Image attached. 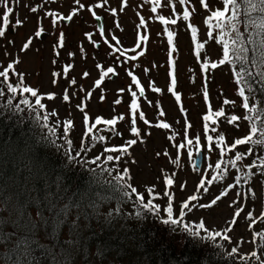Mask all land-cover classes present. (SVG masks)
<instances>
[{
    "label": "rangeland",
    "instance_id": "obj_1",
    "mask_svg": "<svg viewBox=\"0 0 264 264\" xmlns=\"http://www.w3.org/2000/svg\"><path fill=\"white\" fill-rule=\"evenodd\" d=\"M168 1L164 0L157 8V12L153 13L151 9L154 5L150 0H127L126 6L122 0H108L102 8L95 7L102 0H81L85 8L79 9L72 20L67 24L64 22L67 19L57 20V23L53 25L54 17L47 13L54 12L66 17L78 8L75 0H19V3L16 0H9V6L13 8V15L10 16V26L6 35L0 38V71L9 63L18 61L14 65L16 73L23 74L24 83L37 89L38 95L44 97L41 102L45 108L41 110L37 107L36 110L44 115L47 114L48 118L59 128L63 127L64 129L65 121H73V127L67 135L74 146V154L78 151L79 155L77 159H71V154H69L70 164L76 165V160L79 163L84 159L89 161L98 155L103 160L108 155L119 156V160L109 161L105 164L111 163L112 170L118 166L120 171H114L115 174H121L122 169H126L127 184L143 194L146 201L150 197L147 189L154 188V194L157 197L154 204L160 205V213L163 218L166 217L165 209L168 203V197L164 195L165 191L173 196V214L176 217L181 204L189 196L195 194L199 197L197 201L192 202L193 204H208L224 192L228 185L234 184L235 178L247 172L248 166L252 165L246 161L249 156L250 159L255 157L256 165H260L261 159H264V146L238 145L236 150L226 151L225 155L232 157L236 151L245 153L250 146L253 147L254 153L246 156L237 168H231L229 165L224 179L206 185L209 189L208 192H204L202 189L197 192V186L202 178L211 179V176L216 174L214 168L209 169V165H215L221 160L220 148L216 146L218 132L224 134L225 143L231 145L235 139L244 137L250 131L252 121L245 120L243 117L245 115L255 116L256 113H248L243 108V101L239 97L238 89L234 85L230 73L221 64H218L212 71L203 69L205 62L217 63L223 52L220 56V48L217 45H222L219 29H212L213 36L209 39L210 43L204 44L209 37L210 29L201 19L207 15L209 10H201L200 0H188L194 8L193 14L195 15V18L190 19L188 23L197 29V38H193L192 32L183 30L187 27L185 24L182 26L178 24L175 29L171 28V31L174 32L173 44L176 46V51L171 53V60L175 61L176 91L180 95V100H176L169 91L172 71L169 54L172 46L168 42L165 29L169 28L170 31L171 25L162 24L157 19L159 15L171 19L165 8L168 6ZM207 2L212 10L221 6L218 1L207 0ZM32 7H37V11L32 12L30 10ZM90 8L103 18V36L97 29L95 17L89 11ZM111 9H116L115 15L112 14ZM4 11L5 8L0 3V15ZM141 17L145 20L144 26H140ZM16 19H20L23 23L12 27L11 25L15 24ZM0 24H2V20H0ZM40 29H43L41 33L44 35L43 39L40 38L41 35L35 36V32ZM60 33L64 34L63 47L58 46ZM89 34L92 37L91 40ZM140 35H146L148 38L142 44L145 54L138 56L135 61H130L127 57L135 53L128 51L117 61L119 53H116L114 48L133 49L139 42ZM113 36L120 41L119 45H116V41L112 40ZM231 36L232 33L229 32L224 39H229ZM30 37L32 44L29 49L21 51L23 44ZM105 40L108 43H105ZM193 43L204 44L199 56L196 54V47ZM98 64L102 65L104 70L113 67L115 74L110 73L104 78L101 85L96 87L95 81L100 79L101 74V69L97 68ZM65 66H69L67 73H64ZM128 71L136 75L141 81V86L145 88L144 96L139 97L138 101L140 108L137 111L136 127L140 130L139 136L131 132L132 117L129 106L132 97L128 88L131 85L132 90L137 91L138 96L139 91L127 74ZM85 72L89 73L87 77L84 76ZM54 73L58 75L54 76ZM114 75L116 78L112 80ZM73 79L76 81L75 84L71 83ZM18 80V75L10 73L9 82L15 85ZM153 87L159 88L161 91L154 92L152 91ZM120 89H124V91L121 92ZM0 90L4 92V95L0 96V104L5 109H17L15 105L24 98L34 104L35 98L30 94H23V96L15 94L13 97V94L8 92L6 84L3 83L2 77H0ZM65 90L70 97L68 101L63 99ZM205 91L208 93L207 97ZM89 92H91V96H88ZM50 93L55 94V98L52 100L46 98V94ZM10 98L12 105L7 104ZM117 99L121 101L119 104L115 103ZM224 100L234 103L224 104ZM253 102L259 107V104L251 99V103ZM20 105L27 113L33 111L23 104ZM77 105H82L84 111L82 112ZM209 108L213 112L223 109L226 116L220 118L213 116L216 123L212 126L209 125L206 132V122L203 117L208 114ZM161 111L165 115L161 116ZM53 112L56 115H51ZM85 112L89 116V126L95 122L97 117L112 119L123 115L125 119L117 121L115 125L117 129L107 128L109 126L103 123L97 124L92 133L85 137ZM139 112L144 113L149 124H145L139 119ZM231 115H237L241 119L234 123H228L227 117ZM161 122L168 123L170 127L165 129L155 126ZM207 123L212 124L211 120ZM212 128H215L216 131L213 132ZM209 135L213 137L211 150H209L206 139V136ZM93 136L97 137L96 141L104 142L107 148H122L127 141L132 139H136L137 143L128 147L127 153L102 152L103 146L97 147L95 152L91 144ZM100 136H103L104 140H99ZM197 136L200 137L199 152H202V165L198 170L193 169L197 148L195 146L183 149L176 147L180 143H186V137L192 139L195 144ZM189 151L192 152L191 157L188 154ZM80 157L83 158L80 159ZM83 165L93 168L94 173L99 171L90 164ZM252 171L255 175L247 183L242 180L239 185L230 189L226 196L218 200L216 205L210 208L197 206L191 211L185 210L187 214L184 220L194 227L202 219L206 228L221 231L223 235L237 206L243 207L244 213L237 218L238 222L232 226L234 230L228 233L230 240L225 241L218 237L215 241L206 239L203 244L220 247L227 254L233 247H236L238 252L232 256H236L237 260H241V256H246L250 263L261 264V261L251 257L250 253L255 251L264 260V251H262L264 238L258 235L264 234V221L260 219L261 213H264V182L259 180V171L256 168ZM166 177L173 179L174 183L171 186L166 185ZM249 188L252 189L254 195H249ZM238 193L240 195H237ZM133 200L134 205L128 206V210L136 211L139 203L135 194H133ZM249 211L256 218V223L251 227H249L251 221L247 218ZM100 214H105V212L101 211ZM70 215L74 216L75 214L70 213ZM172 233L175 235L174 231ZM205 235L206 233L201 231V237ZM210 241L212 243H209ZM3 247V242H0V249ZM73 263L79 264V261ZM0 264L9 263L5 258L0 257Z\"/></svg>",
    "mask_w": 264,
    "mask_h": 264
},
{
    "label": "trees",
    "instance_id": "obj_2",
    "mask_svg": "<svg viewBox=\"0 0 264 264\" xmlns=\"http://www.w3.org/2000/svg\"><path fill=\"white\" fill-rule=\"evenodd\" d=\"M176 3L181 5L179 0ZM239 29L249 49L246 67L253 73L247 77L251 93L237 82V73L244 70L241 61L221 65L229 71L238 92L244 86L250 104L256 106L251 99L258 103L256 107L264 115V79L257 75L264 65L253 63L256 45L247 42L254 30L245 27L243 17ZM222 52L220 45V56ZM43 116L38 110L27 113L0 104V242L4 244L0 257L9 264H252L220 247L203 244L206 239L191 237L180 227L174 235L172 226L162 223L166 217L147 211L138 200V209L128 210L134 200L133 194L123 195L130 192L123 188L126 172L122 169L115 174L120 168L112 170L111 163H102V158L96 164L90 163L94 158L70 164L69 154L77 159L78 151L74 154L73 144H67L69 137L63 127L49 118L44 121ZM91 140L95 152L100 146L105 152L104 142ZM232 157L225 155L221 160ZM246 161L253 165L255 157ZM85 163L99 171L94 173ZM254 168L264 182L260 165ZM118 175L124 179L118 180Z\"/></svg>",
    "mask_w": 264,
    "mask_h": 264
},
{
    "label": "snow or ice",
    "instance_id": "obj_3",
    "mask_svg": "<svg viewBox=\"0 0 264 264\" xmlns=\"http://www.w3.org/2000/svg\"><path fill=\"white\" fill-rule=\"evenodd\" d=\"M16 2L19 3V0H16ZM107 2H108V0H102V2L97 3L95 5V7L102 8V7H104L105 4H107ZM122 2L126 6L127 0H122ZM150 2L154 5L152 7L151 11L153 13L157 12V8L161 6V0H150ZM187 2H188V0H179V3L181 5H184ZM221 2L223 4L222 9L216 8L215 10H212V9H210L209 3L207 2V0H200L201 5L205 9H208L210 11V15L206 18V21H205V23L209 26V29H210L208 34H209V37H212L213 36L212 29H219L220 30V40L222 42L223 59H221L219 61V64H224L225 62L234 63L235 61H241L242 65L244 66V70L242 72L237 73V82L242 83L243 85L247 86L249 93H251L252 86L249 83L247 77H251L253 75V73L251 71L247 70V67H246V62L248 61L247 53H248L249 49L244 46L245 38L239 29V25L242 22V17H243V23H244L245 27L251 28L254 30L255 35L254 36L249 35L247 42L249 44H255L256 45V48H254L252 50L254 53L253 63L256 64L258 62V65H264V0H221ZM0 3H2L4 8H5V11L2 13V15H0V20H2V24H0V38H2L6 35V31L8 30V28L10 26V16L13 15V8L11 6H9V0H0ZM75 3L77 4L78 8L74 9L66 17L57 15L54 12H48L47 15L54 17V19L52 21L53 25H55L57 23V20H65V19H67L69 21L72 20L73 17L75 15H77V12L79 9L85 8V5L81 2V0H75ZM30 10L32 12H36L37 7H32ZM89 11L92 12V15L95 17V19L97 21H99L101 19V17L99 15H97L96 12L93 11L91 8L89 9ZM111 12L113 15H115L116 9H111ZM173 12L175 13L174 5H173ZM190 15H191L190 11L188 10L187 7H185L183 10V14H182L183 20H185V21L189 20ZM157 19H159V21L165 25H169V24L174 25L177 23V19H175V18L168 19L164 15H159L157 17ZM22 23H23V21H21L20 19H16L15 24L11 25V26L16 27L18 25H21ZM144 25H145V20L143 17H141L140 18V26H144ZM189 27L191 28L193 38L195 39L197 29L195 27H193L192 25H189ZM165 30L167 31L168 42L172 46L171 52L169 54L170 55V63L172 65V71L170 73L171 81H170L169 91L175 96L176 100L179 101L180 95L176 91V88H177L176 65H175V61L171 60V53L176 51V46L173 44L174 32L168 31L167 29H165ZM42 31H43V29L36 31L35 36L39 37L41 35ZM229 32L233 33L234 37H229V39H224V37L227 36L229 34ZM100 34L102 36L104 35L103 26L100 27ZM255 37H259V39L257 40V39H255ZM89 39L90 40L92 39L90 34H89ZM147 39L148 38L146 35H140L139 36V42L136 44L135 48H133V49H122L120 47H115L114 51L116 53H119V55L117 56V61H119L120 57L125 56L128 51H132L133 53H135V54L127 57V59L130 61H135L138 58V56H143L145 53L142 49V44ZM112 40L116 41V45L120 44V41L115 36L112 37ZM105 43H108V41L105 40ZM31 44H32V38L30 37L23 44L21 51H26L27 49H29ZM63 45H64V34L60 33L58 46L63 47ZM203 47H204L203 43H197L196 44V54L198 56L200 55V50ZM137 49H141V50L139 52H137L136 51ZM15 63H18V61H13V62L9 63L7 65V67H5L2 71H0V77L3 78V83L6 84L8 92L13 94V97L15 96V94H20L21 96H23V94H30L31 97L35 98L34 104L32 102H30L29 99L24 98V99H21L20 102L15 105V107L19 111H23V109L20 108V104L27 106L29 109H31L33 111H35L37 107L41 110L44 109L45 105L41 102L44 97L42 95H38L37 89H34L30 86H27L24 83L23 74H17L15 71V67H14ZM217 66H218L217 63L209 64V63L205 62L203 64V69L205 71H207L209 69V67L216 68ZM97 68L101 69L100 79L95 81L96 87H99L105 77H107L110 73L115 74V69L113 67H108L106 70H104L103 66L99 65V64L97 65ZM68 70H69V66H65L64 73H67ZM10 73H13V74H16L19 76V80L15 85L13 83L9 82ZM127 74L131 77L133 84L136 86V88L139 91V96H138L137 91H133L131 85L128 88V91L131 93V97H132V101H131V104L129 106L131 117H132V119H131V123H132L131 132L134 135L139 136L140 130L136 127L137 111L140 108V104L138 101H139V97L144 96L145 88L143 86H141L140 79H138L137 76L134 75L131 71H128ZM53 75L55 76L58 74L54 73ZM88 75H89V73H87V72L84 73L85 77H87ZM257 75H259L262 79H264V71L257 73ZM53 82L55 83V81H53ZM71 83L75 84L76 83L75 79H73L71 81ZM120 91L123 92L124 89H120ZM152 91L160 92L161 89L153 87ZM3 95H4L3 90H0V96H3ZM207 95H208V93H207V91H205V96L207 97ZM239 95L243 98V104H242L243 108L245 110H247V112H249V113H256V115L255 116L245 115L243 117V119H245V120H251L252 121L251 126H250V131L244 137L235 139L231 145H228L225 143V135L224 134H218L216 146L220 148V155L222 158L225 156L226 151L231 152V151L235 150L238 145L264 146V115H261V109L256 108L250 104V96L245 94V87L244 86H242L239 89ZM88 96H91V92L88 93ZM46 98L48 100H52L55 98V94L54 93L46 94ZM69 98H70L69 94H68L67 90H65V93L63 95V99L65 101H68ZM101 99H103V97H101ZM120 102L121 101L119 99H117L115 101L116 104H119ZM223 103L229 104V103H234V102L224 100ZM7 104L12 105V99L11 98L7 101ZM77 107L82 112L84 111V107L82 105H77ZM51 115H56V113L53 112V113H51ZM160 115L163 116V115H165V113L163 111H161ZM213 116H215L216 118L225 117L226 113L224 112L223 109L213 112L211 110V108H209L208 114L203 117L204 121L206 122L205 123V131L206 132L208 131V128H209V125L207 123L208 121L211 120L213 124L216 123V120L213 119ZM36 118H37V120L41 119L40 114L38 112H37ZM42 119L44 121H47L48 115L45 114L42 117ZM124 119H125V117L123 115H120L119 117H114L112 119H103L101 117H97L95 119V122L89 126V116L85 112V114H84V122L86 125L85 137H87L89 133H92L93 128H95V126L97 124L103 123L105 125L115 126L117 124L118 120H124ZM139 119L142 120L145 124H149V121L147 119H145L143 112H139ZM240 119H241V117H239L237 115H231L230 117H227L228 123H234ZM256 121H259V123H257ZM63 126H64L65 135H67V133L73 127V121L67 120L64 122ZM155 126L159 127V128H165V129L170 127V125L166 122L158 123ZM188 127H190V125H188ZM211 130L213 132L216 131L215 128H212ZM171 138L174 139V137H171ZM92 139L96 140L97 137L93 136ZM98 139L102 141V140H104V137L100 136V137H98ZM206 139H207L208 144H209V150H211V144L213 141V137L209 135V136H206ZM136 143H137V140L132 139V140L127 141L126 145L123 146L122 148H119V149L115 148V147L106 148L105 152L127 153L128 147H130L131 145H134ZM67 144L69 145V147H71L72 141L67 140ZM199 145H200V137L197 136L195 138V144H194L192 139H188L186 137V143H180V144L176 145V147L178 149H183V148L188 147V146H195L197 148V153L199 154ZM253 153H254V149H253V147L250 146V147H248L247 152H245V153H240L239 151H236L234 158L230 159L227 162H225L223 159L218 161L214 165V170H215L216 174L212 175L211 179L202 178L200 180L199 185L197 186V192H199L201 189L204 192H208L209 189L206 185H211L215 181H219V180L224 179L225 175L228 172V166L229 165L231 168H237L238 162H241L246 156L252 155ZM188 154L190 157L192 156L191 151H189ZM77 155H79V153H77ZM72 158L75 159V157H72ZM119 159H120L119 156L108 155L104 158L103 161H101V156L98 155L93 160H91L90 163L96 164L97 161H101L102 163H107L109 161L119 160ZM85 162L88 163L89 161H85ZM222 165H224V166L222 167ZM193 166L194 167L196 166L195 163L193 164ZM255 166H256L255 162L253 163V165L248 166L247 172H244L243 175H241V176H237L235 178L234 184L228 185L227 189H225L224 192H222L220 195L216 196L208 204H199V205L193 204L192 202L197 201L199 199V197L195 194L189 196L188 199L181 204L180 209H179V214L176 217H174V214H173V203H172L173 196L171 193L165 191L164 195L168 197V203H167V206L165 209L166 218H164L162 220V223L165 225L172 226L173 231H175V229L177 227H180L184 233H187L189 236L194 237V238H202V239H208L211 241H215L218 237H220L225 241L230 240V236L228 235V233H231L234 230L232 226L238 222L237 218H239L241 216V214L244 213L245 209L243 207L237 206L230 224L224 229L223 235H222L221 231L209 230L208 228H206L205 222L202 219L200 220L199 223L195 224L194 227L192 225H190L189 223H186L184 221V217L187 214L185 210L191 211L192 208L197 207V206L200 208H210L213 205H216L218 200H220L223 196H226L228 194V191L230 189L234 188L235 186L239 185L242 180L245 183H247L252 178V176L255 175V173L252 171V169ZM212 167H213L212 165H209V168H212ZM260 167L262 169V174H264V159H261ZM105 170L107 171V169H105ZM238 170H240V169H238ZM124 171L126 172L127 170L125 169ZM117 179L123 180L124 177L122 175H118ZM165 182H166V185H168V186H171L174 183V181L171 177H166ZM123 187L130 189V192L124 191L123 195L130 196L132 194H135L137 200L140 201V203L144 209H146L147 211L152 212L156 215H159L160 205L153 203V200L157 198L156 195L154 194V188L149 187L147 189L148 194L151 197V199H148L147 202H145L144 195L139 193L136 188L132 187L130 184H125ZM181 187H183V185H181ZM237 195H240V194L238 193ZM249 195L250 196L254 195V193H252L251 188H249ZM234 203H235V201H234ZM247 218L251 221V223L249 224V227H251L253 224L256 223V218L253 217V213L251 211L247 212ZM260 219L264 220V213H261ZM201 231L206 233V235L204 237H201ZM258 235H261L262 238H264V234H258ZM262 251H264V248H262ZM237 252H238V248L233 247L231 249V252L229 253V255H232V254L237 253ZM250 256L256 258L257 260H260L261 264H264V260H262L261 257L258 256L255 251L251 252ZM240 259L246 261L248 259V257L241 256Z\"/></svg>",
    "mask_w": 264,
    "mask_h": 264
},
{
    "label": "water",
    "instance_id": "obj_4",
    "mask_svg": "<svg viewBox=\"0 0 264 264\" xmlns=\"http://www.w3.org/2000/svg\"><path fill=\"white\" fill-rule=\"evenodd\" d=\"M97 21V20H96ZM101 22H102V19H100L99 21H97V25H98V28H99V30H100V27L102 26L101 25ZM66 23V22H65ZM44 35H41V39H43L44 37H43ZM201 162H202V153L201 152H199V154L197 153V155H196V160H195V167H196V169H199L200 168V165H201Z\"/></svg>",
    "mask_w": 264,
    "mask_h": 264
}]
</instances>
